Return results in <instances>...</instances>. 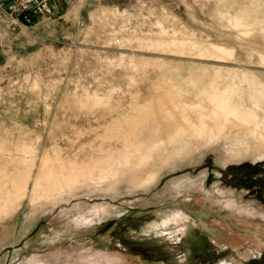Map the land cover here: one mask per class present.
Wrapping results in <instances>:
<instances>
[{
	"label": "rangeland",
	"instance_id": "obj_1",
	"mask_svg": "<svg viewBox=\"0 0 264 264\" xmlns=\"http://www.w3.org/2000/svg\"><path fill=\"white\" fill-rule=\"evenodd\" d=\"M0 264H264V0L0 8Z\"/></svg>",
	"mask_w": 264,
	"mask_h": 264
},
{
	"label": "built area",
	"instance_id": "obj_2",
	"mask_svg": "<svg viewBox=\"0 0 264 264\" xmlns=\"http://www.w3.org/2000/svg\"><path fill=\"white\" fill-rule=\"evenodd\" d=\"M57 0H0V8L12 19L14 24L30 23L39 16L51 17Z\"/></svg>",
	"mask_w": 264,
	"mask_h": 264
},
{
	"label": "bare ground",
	"instance_id": "obj_3",
	"mask_svg": "<svg viewBox=\"0 0 264 264\" xmlns=\"http://www.w3.org/2000/svg\"><path fill=\"white\" fill-rule=\"evenodd\" d=\"M127 161H128V160H127ZM127 163H128V162H127ZM34 181L37 182V179L34 180ZM173 220H174V221H172L171 219L165 220V221H163L161 224L157 225V228H158L160 231H162V232H164V231L167 232V231H168L169 234H170V236L173 237V236L176 235V233H175V232H172V227H176L177 223H178L179 220H181V219H180V217H178L177 215H175ZM77 222H78V221H77ZM79 223H80V222H79ZM170 230H171V231H170ZM222 263H223V262H222Z\"/></svg>",
	"mask_w": 264,
	"mask_h": 264
}]
</instances>
